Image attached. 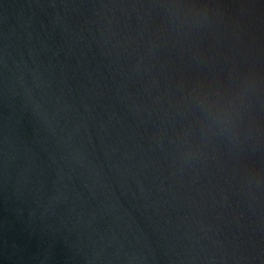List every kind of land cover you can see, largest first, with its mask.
I'll list each match as a JSON object with an SVG mask.
<instances>
[{
  "label": "water",
  "instance_id": "obj_1",
  "mask_svg": "<svg viewBox=\"0 0 264 264\" xmlns=\"http://www.w3.org/2000/svg\"><path fill=\"white\" fill-rule=\"evenodd\" d=\"M0 264H264V0H0Z\"/></svg>",
  "mask_w": 264,
  "mask_h": 264
}]
</instances>
